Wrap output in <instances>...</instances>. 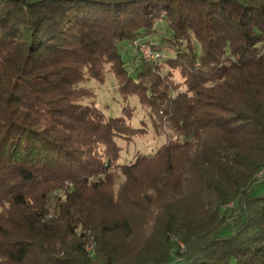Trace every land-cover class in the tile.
Wrapping results in <instances>:
<instances>
[{"label":"trees","instance_id":"16d2710c","mask_svg":"<svg viewBox=\"0 0 264 264\" xmlns=\"http://www.w3.org/2000/svg\"><path fill=\"white\" fill-rule=\"evenodd\" d=\"M0 264H264V0H0Z\"/></svg>","mask_w":264,"mask_h":264},{"label":"rangeland","instance_id":"374dc122","mask_svg":"<svg viewBox=\"0 0 264 264\" xmlns=\"http://www.w3.org/2000/svg\"><path fill=\"white\" fill-rule=\"evenodd\" d=\"M129 48V53L133 52V49ZM139 50V47H138ZM140 51V50H139ZM142 54V53H141ZM123 56L125 59H128L129 55L123 52ZM143 56V55H142ZM85 85L90 86L96 92V97L94 102L102 111L107 115H119L121 114V106H122V99L118 92L115 90V78L111 71H106L105 78L103 81H97L95 79H88L83 82ZM127 102L132 105L136 106V113L140 116L147 118L146 111L139 106L137 98L132 95L128 98ZM132 124H137V117L133 115L130 119ZM151 127V126H149ZM122 146L120 160H130L132 155L136 151L141 152H151L155 146L160 142L159 138H155L151 131L147 132L144 138L139 139L135 138L130 142H125L122 139L118 141Z\"/></svg>","mask_w":264,"mask_h":264},{"label":"built area","instance_id":"2783aa9c","mask_svg":"<svg viewBox=\"0 0 264 264\" xmlns=\"http://www.w3.org/2000/svg\"><path fill=\"white\" fill-rule=\"evenodd\" d=\"M139 50L142 53L143 57H152L155 58L156 57V53L152 52L149 48V46L145 43H141L139 44Z\"/></svg>","mask_w":264,"mask_h":264},{"label":"bare ground","instance_id":"6f19581e","mask_svg":"<svg viewBox=\"0 0 264 264\" xmlns=\"http://www.w3.org/2000/svg\"><path fill=\"white\" fill-rule=\"evenodd\" d=\"M145 59H153L152 57H145Z\"/></svg>","mask_w":264,"mask_h":264}]
</instances>
